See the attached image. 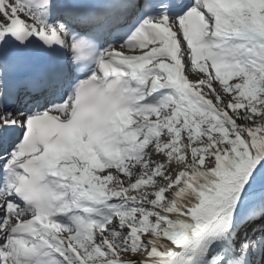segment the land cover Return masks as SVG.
<instances>
[{
    "label": "snow or ice",
    "instance_id": "snow-or-ice-1",
    "mask_svg": "<svg viewBox=\"0 0 264 264\" xmlns=\"http://www.w3.org/2000/svg\"><path fill=\"white\" fill-rule=\"evenodd\" d=\"M0 264H264V0H0Z\"/></svg>",
    "mask_w": 264,
    "mask_h": 264
}]
</instances>
